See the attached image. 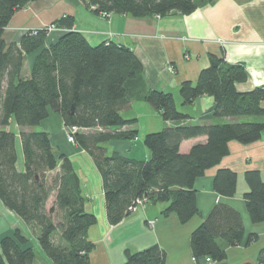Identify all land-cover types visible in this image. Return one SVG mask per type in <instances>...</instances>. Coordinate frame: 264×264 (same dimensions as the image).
<instances>
[{
	"label": "trees",
	"instance_id": "obj_1",
	"mask_svg": "<svg viewBox=\"0 0 264 264\" xmlns=\"http://www.w3.org/2000/svg\"><path fill=\"white\" fill-rule=\"evenodd\" d=\"M35 0H0V202L29 228L37 230V241L52 264H89L94 245L87 231L96 222L84 211L79 178L64 156L56 157L46 132H28L48 116L61 117L66 128L85 129L74 135V145L85 151L99 171L109 225L130 215L138 199L168 202L163 216L175 214L181 225L197 214L194 182L216 167L228 154L231 141L248 145L264 134V88L239 93L236 84L246 81L241 64H228L223 56H208L195 83L183 82L179 95L183 106L202 96L213 98L203 123L165 128L143 138L150 152L146 161H134L118 154L107 155L103 144L136 139L134 130L122 131L133 120L120 113L133 101H144L164 122H181L189 117L177 110L170 93L147 90L141 66L132 51L113 42L90 46L81 33L74 32V19L65 15L51 25L63 31L58 41L45 47L48 29L25 33L8 46L2 34L15 12ZM93 14L133 18L189 15L196 0H80ZM212 0H205L211 2ZM38 52L28 77H21L23 55ZM12 119L19 129L23 171L17 169L15 134L7 130ZM229 119L225 124L206 120ZM205 136L207 141L179 152L182 141ZM244 201L252 224L264 222V181L258 171L244 174ZM237 175L217 170L214 192L225 199L236 193ZM54 194V202L46 203ZM56 221V223H55ZM245 240L240 214L224 203L213 206L190 236L194 260L209 258L221 262L225 248L255 242ZM15 231L0 239V264H36L35 251ZM123 264H164L165 252L157 246L124 251ZM248 264V263H246ZM264 264V249L257 255Z\"/></svg>",
	"mask_w": 264,
	"mask_h": 264
},
{
	"label": "crops",
	"instance_id": "obj_2",
	"mask_svg": "<svg viewBox=\"0 0 264 264\" xmlns=\"http://www.w3.org/2000/svg\"><path fill=\"white\" fill-rule=\"evenodd\" d=\"M196 3L197 8L189 15L133 18L111 14L103 18L93 14L80 0H35L14 13L2 40L7 46L18 43L25 33L44 29L68 15L74 19L72 30L81 33L90 46L113 42L129 48L141 66L147 90L170 93L177 110L189 117L181 122H164L157 111L139 100L131 102L120 113L124 120L135 122L122 131L134 130L137 138L102 146L107 155L118 154L134 161H146L150 152L138 136L144 138L148 133L165 128L203 123L201 117L212 108L214 100L211 97L202 96L191 105L183 106L179 95L183 82L197 81L200 71L208 66L209 55L223 56L228 64L244 66L247 78L236 84L237 92L264 88V0H212L208 3L196 0ZM62 32L49 31L45 47L58 41ZM37 53L23 55L21 77L29 76ZM260 105L264 108V100ZM247 120L264 122L258 118ZM227 122L231 120H206L213 124ZM11 123L15 128L17 169L23 171L19 129L10 119L7 130L11 131ZM39 126L41 132L48 134L55 156H64L72 163L84 197V211L96 219L87 231V239L94 245L89 264H123L125 250L138 252L151 246L165 252L164 264H207L203 258L193 260L190 236L217 203H224L240 214L245 240L249 235H256L257 239L248 246L243 240L238 246L225 248V260L210 264H257V255L264 249V222L252 224L249 220L243 198L247 192L244 174L258 171L264 181V134L248 145L229 142L227 156L194 182L197 214L186 224L181 225L175 214L162 215L168 202L145 200L128 217L111 226L105 213L102 178L92 159L81 148L67 142L65 127L58 114L49 110ZM25 130L37 132L32 128ZM206 141L205 136L184 140L179 152L186 154ZM219 169H228L237 175L236 193L232 198L220 197L213 190V179ZM48 201L54 202V194ZM15 231L27 240L26 246L34 249L36 264H52L37 241L38 231L29 228L0 202V239L12 236Z\"/></svg>",
	"mask_w": 264,
	"mask_h": 264
},
{
	"label": "built area",
	"instance_id": "obj_3",
	"mask_svg": "<svg viewBox=\"0 0 264 264\" xmlns=\"http://www.w3.org/2000/svg\"><path fill=\"white\" fill-rule=\"evenodd\" d=\"M104 17V15H102ZM48 31H53L55 29L51 24L47 26ZM79 131H85V129H79L77 127H69L65 129V136L68 143L74 145V135ZM145 202V199H138L134 202L133 206L129 208L130 212L134 211L137 207L141 206ZM194 260V258H193ZM207 264L212 263L209 258L204 259Z\"/></svg>",
	"mask_w": 264,
	"mask_h": 264
},
{
	"label": "rangeland",
	"instance_id": "obj_4",
	"mask_svg": "<svg viewBox=\"0 0 264 264\" xmlns=\"http://www.w3.org/2000/svg\"><path fill=\"white\" fill-rule=\"evenodd\" d=\"M55 30V29H54ZM49 32V31H48ZM14 126V124H12L11 123V131L14 133L15 132V128L13 127ZM32 129H34V130H36L37 132H41L40 130H41V128H40V126L38 125V126H36V127H34V128H32ZM65 132V131H64ZM136 138H137V135H136ZM138 139L140 140V142H142V139H143V137H141V136H138ZM145 199V198H144ZM51 206V204H50V202L49 201H47V203H46V207H47V209L49 208ZM132 212V211H131ZM131 212H130V214H131ZM55 223H56V221H55Z\"/></svg>",
	"mask_w": 264,
	"mask_h": 264
}]
</instances>
